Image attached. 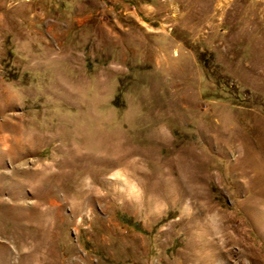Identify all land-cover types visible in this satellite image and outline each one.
Masks as SVG:
<instances>
[{
	"label": "rangeland",
	"instance_id": "obj_1",
	"mask_svg": "<svg viewBox=\"0 0 264 264\" xmlns=\"http://www.w3.org/2000/svg\"><path fill=\"white\" fill-rule=\"evenodd\" d=\"M263 55L264 0H0V264H196L214 211L264 264Z\"/></svg>",
	"mask_w": 264,
	"mask_h": 264
},
{
	"label": "bare ground",
	"instance_id": "obj_2",
	"mask_svg": "<svg viewBox=\"0 0 264 264\" xmlns=\"http://www.w3.org/2000/svg\"><path fill=\"white\" fill-rule=\"evenodd\" d=\"M261 53L263 52H260V54ZM231 220L232 218L227 217V215L224 213H218L214 211L211 214V221L208 223V227L205 231L206 236L204 235L200 237L202 250L200 253L198 252V262L196 259H194L197 262L196 264H233L232 258H235V256L238 254L240 255V252H230L226 248V245L231 242L238 243V238L234 237L233 234L235 231L239 230V228H234L231 225ZM201 234H204V232ZM252 249L253 247L248 244L245 246L242 254L244 256L251 255Z\"/></svg>",
	"mask_w": 264,
	"mask_h": 264
}]
</instances>
